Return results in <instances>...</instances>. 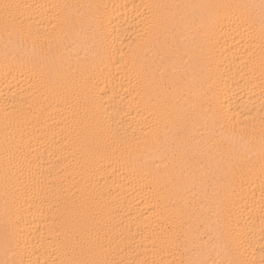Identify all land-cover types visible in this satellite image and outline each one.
<instances>
[{
    "label": "bare ground",
    "instance_id": "1",
    "mask_svg": "<svg viewBox=\"0 0 264 264\" xmlns=\"http://www.w3.org/2000/svg\"><path fill=\"white\" fill-rule=\"evenodd\" d=\"M18 2L37 6L31 10L33 25L49 39L46 47L38 42L34 53L27 45L17 50L15 40L6 46L0 33V259L7 226L10 243L26 241L30 258H39L41 264L63 259L62 241L70 230L83 227L106 235L114 247L125 250L121 253L125 259L173 260L175 252L160 251L162 239L183 229L190 246L193 242L198 246L197 232L205 226L212 231L216 218L207 212L205 223L191 214V205L215 207L217 196L228 194L233 218L243 226L236 240L239 253L259 264L264 256L259 179L229 186L231 171L215 170L216 152L208 146L197 156L210 166L201 180L203 171L182 158L190 143L176 137L168 117V112L175 115L177 108L183 109L185 99H207L203 93L211 85L216 100L210 102L209 117L223 106L230 116L250 112L259 119V71L252 90L248 76L239 71L249 58L240 36L231 26L194 33L186 25L175 34L171 47L157 44L134 60L117 63L103 54L95 30L87 26L71 30L50 14V6L57 4L100 5L98 10L55 11L99 15L109 31L119 32L123 20L133 15L134 4L259 0ZM109 20L114 23L109 25ZM6 47L11 54H6ZM48 48L51 52L45 55ZM34 54L46 60L44 76L33 68ZM69 66L87 70L73 79ZM148 124L158 129L155 142L145 140ZM193 179L199 182L195 190Z\"/></svg>",
    "mask_w": 264,
    "mask_h": 264
},
{
    "label": "snow or ice",
    "instance_id": "2",
    "mask_svg": "<svg viewBox=\"0 0 264 264\" xmlns=\"http://www.w3.org/2000/svg\"><path fill=\"white\" fill-rule=\"evenodd\" d=\"M36 7L20 3L18 0H0V33L5 38L6 46L15 40L17 50L27 45L34 53L38 42H43L42 46L46 47L49 36L41 34L33 25L31 10ZM100 7L57 4L50 6V14L59 24L67 25L71 30L83 31L85 26L89 30H95L103 54L109 60L116 58L117 63L134 60L144 49L157 44L161 46L168 44L171 47L175 34L185 29L186 25H190L194 33L203 31L206 27L231 26L240 36L249 58L241 62L243 69L239 71L248 76L247 84L252 90L257 86L253 77L257 69L259 71L258 86L262 98L259 119L257 120L250 112L243 113L240 118L230 116L229 113L223 112V106H218L215 115L209 117L207 112L210 111V102L216 100L211 85L203 93L207 99H185L183 109L177 108L175 115L168 112V117L175 128L176 137L190 143V150L182 153V158L196 164L203 171L201 180L209 174L210 166L206 160H198L197 156L201 149L207 150L208 146L216 152L215 170L231 171L229 186L236 181L243 186L244 182L259 179L260 211L264 221V0H259L258 4H134L133 15L123 20L119 32L109 31L104 19L99 15L91 18L87 14L62 15L60 11H55L75 8L98 10ZM112 23L114 21H108L109 25ZM130 30L131 36L128 35ZM124 47L128 51H124ZM175 47L179 50L178 44ZM48 52H51L50 48L45 55ZM6 54H11L7 52V47ZM31 60L36 74L44 76L42 68L46 63L44 56L37 57L34 54ZM69 68L71 70V66ZM86 70V68L71 70L73 79L78 75L82 77ZM144 136L146 141L151 139L155 142L158 129L155 125L148 124ZM8 175L6 171V185ZM198 186L199 182L193 179L192 189L195 190ZM213 203L215 207L203 202L191 205V214L197 215L199 219H205L203 214L207 212H211L216 218V227L212 231L205 226L202 232H197L198 246L194 242L190 246L183 229L171 232L162 239L160 251L171 250L177 255L176 259H125L121 255L125 250L118 246L114 247L106 235L90 232L83 227L70 230L62 241L63 259L44 261V264H253L252 261L242 258L236 245L243 226L233 218L230 196L218 195ZM15 227L19 229L18 225ZM8 231L6 226L4 258L0 259V264H41L39 258H30L26 241L16 240L13 246L9 241ZM259 264H264V256L261 257Z\"/></svg>",
    "mask_w": 264,
    "mask_h": 264
}]
</instances>
